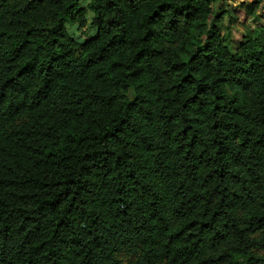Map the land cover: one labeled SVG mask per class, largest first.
Masks as SVG:
<instances>
[{
    "label": "trees",
    "instance_id": "1",
    "mask_svg": "<svg viewBox=\"0 0 264 264\" xmlns=\"http://www.w3.org/2000/svg\"><path fill=\"white\" fill-rule=\"evenodd\" d=\"M216 3L0 0V264H264V32Z\"/></svg>",
    "mask_w": 264,
    "mask_h": 264
},
{
    "label": "rangeland",
    "instance_id": "2",
    "mask_svg": "<svg viewBox=\"0 0 264 264\" xmlns=\"http://www.w3.org/2000/svg\"><path fill=\"white\" fill-rule=\"evenodd\" d=\"M89 0H83L87 6ZM256 0H217L215 5L216 14L222 15V21L218 22L222 35L230 38V50L232 53L238 52L240 45L245 42L248 36L257 38L264 32V2L256 6ZM89 13V19L92 18ZM71 33L80 40L87 39L94 33L91 25H88L87 33L80 34L77 29ZM121 263L132 264L136 256L127 252L121 253Z\"/></svg>",
    "mask_w": 264,
    "mask_h": 264
},
{
    "label": "built area",
    "instance_id": "3",
    "mask_svg": "<svg viewBox=\"0 0 264 264\" xmlns=\"http://www.w3.org/2000/svg\"><path fill=\"white\" fill-rule=\"evenodd\" d=\"M264 2V0H262Z\"/></svg>",
    "mask_w": 264,
    "mask_h": 264
}]
</instances>
